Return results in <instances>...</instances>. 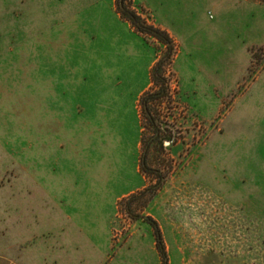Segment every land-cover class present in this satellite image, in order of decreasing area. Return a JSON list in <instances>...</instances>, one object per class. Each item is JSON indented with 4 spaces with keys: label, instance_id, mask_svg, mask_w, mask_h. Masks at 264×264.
Masks as SVG:
<instances>
[{
    "label": "rangeland",
    "instance_id": "obj_1",
    "mask_svg": "<svg viewBox=\"0 0 264 264\" xmlns=\"http://www.w3.org/2000/svg\"><path fill=\"white\" fill-rule=\"evenodd\" d=\"M157 227L264 264V0H0V264H163Z\"/></svg>",
    "mask_w": 264,
    "mask_h": 264
},
{
    "label": "trees",
    "instance_id": "obj_2",
    "mask_svg": "<svg viewBox=\"0 0 264 264\" xmlns=\"http://www.w3.org/2000/svg\"><path fill=\"white\" fill-rule=\"evenodd\" d=\"M119 9H120V14L121 16L128 20L133 27H135L138 31L145 33V34H150L153 35L154 37H156L157 39H159L160 41H162L163 43H165L168 48H169V53H168V61L169 63H171V59H172V54H173V50H174V43L173 40L171 38V36L169 35V33L165 30H161L160 28H156L153 25H148L146 24L142 17L136 13V11L132 10V9H128L126 6H123L122 4H119ZM164 70H163V64L162 63H158L152 72V81L155 83V85H161L164 90L167 88L168 86V81L167 79L164 77ZM165 86V87H164ZM158 94V93H156ZM156 94H150L148 95V97L144 96L142 99L143 104H148L150 101L151 97H155ZM150 107H147V109ZM146 109V106H145ZM148 117L153 121L152 117H151V112L150 109L148 110ZM144 167V164L142 165ZM151 219V218H149ZM153 221V223L155 225H157V222L154 219H151ZM156 240H157V248L158 251L161 255L163 264H167V250L165 248L164 242L162 240V236H161V231L159 230V227H157V231H156Z\"/></svg>",
    "mask_w": 264,
    "mask_h": 264
},
{
    "label": "flooded vegetation",
    "instance_id": "obj_3",
    "mask_svg": "<svg viewBox=\"0 0 264 264\" xmlns=\"http://www.w3.org/2000/svg\"><path fill=\"white\" fill-rule=\"evenodd\" d=\"M165 129H167V128H165ZM170 140H168V142H169Z\"/></svg>",
    "mask_w": 264,
    "mask_h": 264
}]
</instances>
